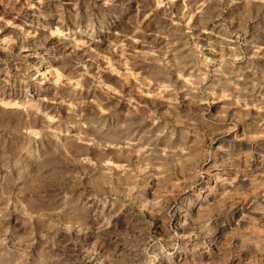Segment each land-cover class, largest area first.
I'll return each instance as SVG.
<instances>
[{"label": "rangeland", "instance_id": "rangeland-1", "mask_svg": "<svg viewBox=\"0 0 264 264\" xmlns=\"http://www.w3.org/2000/svg\"><path fill=\"white\" fill-rule=\"evenodd\" d=\"M0 264H264V0H0Z\"/></svg>", "mask_w": 264, "mask_h": 264}, {"label": "bare ground", "instance_id": "bare-ground-1", "mask_svg": "<svg viewBox=\"0 0 264 264\" xmlns=\"http://www.w3.org/2000/svg\"><path fill=\"white\" fill-rule=\"evenodd\" d=\"M176 151V150H175Z\"/></svg>", "mask_w": 264, "mask_h": 264}]
</instances>
